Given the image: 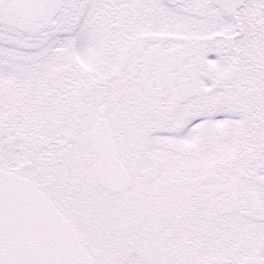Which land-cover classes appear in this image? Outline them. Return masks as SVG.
I'll list each match as a JSON object with an SVG mask.
<instances>
[{
	"label": "snow or ice",
	"instance_id": "6c2138e0",
	"mask_svg": "<svg viewBox=\"0 0 264 264\" xmlns=\"http://www.w3.org/2000/svg\"><path fill=\"white\" fill-rule=\"evenodd\" d=\"M0 264H264V0H0Z\"/></svg>",
	"mask_w": 264,
	"mask_h": 264
}]
</instances>
